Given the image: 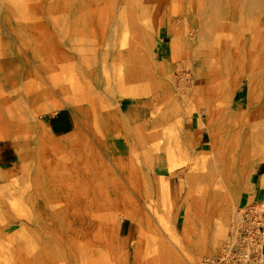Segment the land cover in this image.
I'll return each instance as SVG.
<instances>
[{
    "label": "rangeland",
    "instance_id": "obj_1",
    "mask_svg": "<svg viewBox=\"0 0 264 264\" xmlns=\"http://www.w3.org/2000/svg\"><path fill=\"white\" fill-rule=\"evenodd\" d=\"M174 2L166 12L169 22L157 1L131 13L141 27L129 19L111 48L114 55L119 51L120 62L131 57L130 50L135 55L136 69L123 88L96 80L106 72L115 75L114 60L103 70L102 27L83 24V39L75 44L56 28L55 9L71 10V0H0V61L7 71L0 75V91L6 87L15 95L7 85L24 76L17 69L26 60L31 66L23 69L31 77L46 80L38 65H57L53 73L68 81L64 90L39 89L23 116V141L17 134L0 135V264H201L224 246L241 209L242 187L264 162V149L245 153L240 122L264 96V62L252 68L248 62L247 0ZM254 9L260 27L264 0ZM212 14L217 20L211 22ZM234 23L241 38L223 40L222 46ZM10 25L19 36L9 32ZM223 48L232 69L221 74L215 60ZM200 60L213 72L196 76ZM65 62L83 63L85 71L66 74ZM81 75L91 80L90 88ZM61 112L67 130L58 133L49 118ZM194 120L198 129L189 131ZM127 149L135 155L133 170L110 162L113 150L119 156ZM68 150L94 155L89 160L101 166L80 173V184L69 182L68 167L44 155ZM96 187L108 190V197ZM113 189L123 193V205L109 201ZM50 203L56 206L52 213ZM129 211L133 216L124 214ZM74 229L85 232L87 260L73 255Z\"/></svg>",
    "mask_w": 264,
    "mask_h": 264
},
{
    "label": "bare ground",
    "instance_id": "obj_2",
    "mask_svg": "<svg viewBox=\"0 0 264 264\" xmlns=\"http://www.w3.org/2000/svg\"><path fill=\"white\" fill-rule=\"evenodd\" d=\"M84 1L85 0H83V2ZM153 1H157L158 6H163L162 12L164 15L162 18H167V20L166 21L164 20V21L169 22V20H171V16H168V14H166V12L171 11V6L175 3L174 0H140V3H139L140 6L139 5L136 6L134 4V1H132V0H90L89 2L86 1V4L85 3L77 4L76 3L77 0H71V10L66 8V10L64 11V9H62L60 7L56 8L54 15H53V20L56 24V28H58L59 33L63 37H65L67 40H70V38L73 36L74 40H73V42H69V44H75L79 40L82 41L83 35L85 32L83 24H86L87 29L89 27H92V25L102 27V32H103L102 43L105 42L104 44L106 45V48L104 50L105 52H104L103 70H105V68L107 69V65H108L109 60H114L111 62V65H114L115 75L111 76L109 72H106L103 77H101V76L96 77V80L99 84L100 83L102 84L103 82H105L106 84H109L112 86L116 85L118 87L123 86V88H125V87L127 88V85H128L127 82H129L127 79H130V77L134 73V69H136L134 67V65H136L135 55L133 53H131V50H130L129 56H131V57L127 58V60H125L124 62L121 59L122 62H120L119 61L120 57H118L116 55L119 53V51L114 55L112 52V49H113L112 47L115 46L116 40L120 38L119 36L122 34V29L123 28L125 29V26L127 27L130 24L129 19H131V22H133L132 26L134 28L141 27V25L137 24V22H135V19L131 17V13L136 11V9L137 10L141 9V7L143 6L144 3H150ZM193 1L194 0H188L189 3H193ZM258 1L259 0H247V3L249 4L248 10H247V12H248L247 16L248 17L250 16L251 18L247 20L248 26H247V30H245L244 34L248 36L247 38L250 41V43L247 46V55H248V58H251L248 61L249 64L251 65V68L254 66H257L260 61L264 62V24L260 25V27H258L259 25H256L257 18L254 16V13L256 12L254 8L258 5ZM69 13L72 15H70ZM210 19H211V22L217 20V15L212 14L210 16ZM218 20H220V19H218ZM82 21H84V22H82ZM236 23H238V22H236ZM236 23L233 24V29L231 30V33L226 34L227 36H223V37H225V39H222L220 41L222 43V46L224 43V42H222L223 40L228 41V40L235 39L234 40V42H235V41H237V39L239 40L241 38V35H242L240 32L241 30H240V27H238V24H236ZM70 24H72V27ZM67 26L69 27L68 30H66ZM199 27H202V26H199ZM69 29H72V30H69ZM9 32L11 34H15L16 36L18 34V36H19V30H17L16 28H14L11 25L9 26ZM169 33H170V30H169ZM136 35L139 36L138 31L135 32V36ZM245 35H244V37H245ZM122 36H125V34ZM199 37H200V40H203L205 38L204 28L201 29V32L199 33ZM176 42H177V40H175L173 38L171 45H175ZM226 52L227 51L224 48L221 49L219 57L216 58V60H215V62H218L221 64L220 67L217 66L218 69L222 68L223 72L221 74H223L225 71L226 72L231 71V69H232L230 64H229V60H228L229 58H226V57L223 58V56H225ZM256 54H258V55H256ZM205 58L209 62L210 58L209 57H205ZM85 62H84V64H85ZM193 62H192V64H193ZM86 63H88V62H86ZM199 63L202 66L201 70L193 69L196 76H199L200 72H202L205 75L213 72V71L209 72L210 69H208L206 67L207 62L205 60H200ZM23 65H24V67L22 66V67L18 68L17 71H19V70L23 71L22 75H24V76L21 77V79H20V77H19V79L16 78L14 80L13 84L7 85L11 88V90L13 91V93L15 95H11V93L8 92L6 87H5V89H3V91H0V135L8 136V135H16L17 134V135H19V136L16 135L18 137L17 139H20V141H23V139H25L22 135H20V134H24L23 128H22V125L24 123V117L23 116H24V114H27L28 111L31 110L29 107L33 108L34 102L36 100V95L39 92V89L40 90H43V89L49 90L50 87L53 86V87H59L61 90H64L66 88V82L65 81H67L65 79H59L58 73L57 74L53 73V72L57 71L56 70L58 67L57 65H50V66L38 65L41 73H43L47 77L46 80L42 79L36 73H35V75H36L35 77H31L29 70L23 69L25 67L29 68L31 66V63L29 61L26 60L23 63ZM77 65H78V67H76ZM63 67H64V72L66 74H67L66 71H68L69 69L70 70L74 69V70L78 71V73L81 71H85V70H83L84 69L83 63H77L76 64V63L72 62V64L70 63L67 65L65 62L63 64ZM121 68L125 70L124 73L122 72ZM5 70L6 69H4L2 62L0 61V75ZM5 72H7V71H5ZM82 75H81V77H83ZM18 76H20V75H18ZM262 78L260 79V82H261V84H264V79H262ZM82 79H83V81H85V84L87 85V87L90 88L91 80H87L85 77H83ZM109 79H111V80H109ZM20 81H21L22 85L20 84ZM251 81H254V79L251 78ZM7 93H9V95H6ZM131 94H133V93H131ZM14 97H17V99L12 100V98H14ZM249 98H250V96H249ZM249 98H248V102H249ZM263 99H264L263 95L260 98H258V100L260 102L259 105H261V107H259V105H258V107H259L258 108L254 104V107L252 106V108L250 107L247 110L248 115L246 116V119H244V118L240 119V122L242 123V125H244L243 129H242V137L244 140L243 146L245 148V153H247L249 151L257 152L259 150L264 149V107L262 106V105H264ZM240 109H243V111H244V107L242 105H238L237 111H240ZM53 144L56 145L55 143H53ZM53 148H56V147H53ZM128 150L129 149H127L126 151H123V153H121V154H124V157H122V158H121V154L118 156V153L115 152L116 150H113L114 153L112 154V157H111L112 159L110 162L113 163L114 165H117L118 167L123 168V169H132L133 170L135 168V158H134L135 155L131 149H130V151H128ZM257 154H259V153H257ZM44 155L46 157H50V158L54 157V162H59L58 164L61 166L66 165V167H68V169H69L68 171L71 175V176H69V178H67V180L69 182L71 180L77 181L78 182L77 184H80V182L82 181L81 177L79 176V175H81L80 173L84 174V171L90 172V171L94 170L93 169L94 164L99 165V163H100L99 160L96 158H94L93 162H91L89 160V158L94 157V155L92 157L91 156L90 157L83 156L82 154H75L74 155L72 152H69V150L67 152H60V153L54 152V151L53 152H46ZM90 163H92L93 165H90ZM105 165L107 166V169L113 171L110 167L109 162L108 163L105 162ZM99 166H101V165H99ZM95 177L93 179H96ZM88 179H91V178H88ZM103 179H104L103 176L100 177L101 181H103ZM59 189H61V191H62L64 189V187H59ZM59 189H57V190H59ZM97 190L99 192H101L102 195L104 194L106 197H108L107 196V193H109L108 190H106V189L102 190V188H100V189L97 188ZM64 191H66V194L68 195L67 197H69V196L73 197L71 194L74 193V190L72 192L71 191L69 192V189L64 190ZM115 191L116 190H114V193H115L114 196H111V197L109 196V201L111 203L117 202L119 205H123V203L125 201L123 193L119 194V193H116ZM77 192L79 193L81 191L78 190ZM74 199L75 198L73 197L72 201H74ZM96 206H97V210L98 209L100 210L98 205H96ZM55 208H56V206L52 203H50L48 206V210L51 213L54 212ZM76 208L77 207H75V209ZM48 210L46 212H48ZM30 213H31V211H30ZM55 214L56 213H54L53 215H55ZM124 214L127 216L128 215L133 216V214L130 211L126 212ZM26 216H27V219H29V221L31 222V217H29L28 213ZM101 216H102V212H101ZM53 223H54V221H53ZM84 234H85V232L83 231L81 233L79 229L73 230L72 248H73V255L75 257H79V254H80L81 258L87 260L85 258V256L87 255L86 254L87 249L85 248V245L82 244Z\"/></svg>",
    "mask_w": 264,
    "mask_h": 264
},
{
    "label": "built area",
    "instance_id": "obj_3",
    "mask_svg": "<svg viewBox=\"0 0 264 264\" xmlns=\"http://www.w3.org/2000/svg\"><path fill=\"white\" fill-rule=\"evenodd\" d=\"M221 250L201 264H262L264 262V208L253 202L240 209Z\"/></svg>",
    "mask_w": 264,
    "mask_h": 264
},
{
    "label": "crops",
    "instance_id": "obj_4",
    "mask_svg": "<svg viewBox=\"0 0 264 264\" xmlns=\"http://www.w3.org/2000/svg\"><path fill=\"white\" fill-rule=\"evenodd\" d=\"M195 123L199 126L198 122L194 120V124L188 127L189 131L198 129L197 126L194 127ZM200 144L201 147H203L202 143ZM262 201H264V162H260L255 166L249 180L243 185L240 195L238 196L237 206L243 208L249 206L253 202Z\"/></svg>",
    "mask_w": 264,
    "mask_h": 264
},
{
    "label": "trees",
    "instance_id": "obj_5",
    "mask_svg": "<svg viewBox=\"0 0 264 264\" xmlns=\"http://www.w3.org/2000/svg\"><path fill=\"white\" fill-rule=\"evenodd\" d=\"M62 119H65V116H63V112L58 113L57 115L49 118V123L53 127V129L58 132H64L67 130V128L64 125H61Z\"/></svg>",
    "mask_w": 264,
    "mask_h": 264
}]
</instances>
